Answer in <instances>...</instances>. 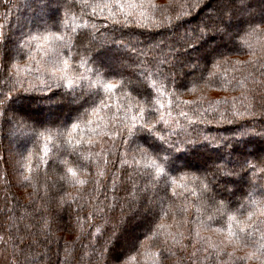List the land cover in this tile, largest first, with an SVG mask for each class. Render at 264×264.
Listing matches in <instances>:
<instances>
[{"label":"trees","instance_id":"obj_1","mask_svg":"<svg viewBox=\"0 0 264 264\" xmlns=\"http://www.w3.org/2000/svg\"><path fill=\"white\" fill-rule=\"evenodd\" d=\"M153 2L159 6L155 15L159 24L169 13L175 17L179 5L191 0ZM48 5L55 9L32 23ZM217 7L231 9L230 19L225 15L214 21L222 23L224 30L189 47L186 33ZM89 13L90 9L84 10L89 27L72 41L71 54L59 43L57 48L63 57L71 55L77 74L94 79L89 69L103 65L114 73L105 82L123 84L115 92L102 93L111 108L98 107L95 114L87 95L69 103L80 97L81 87L64 96L68 90L56 88L49 80L51 65L42 51L35 50L37 41H31L35 60L17 46L24 34L41 35L45 29L66 33L68 39L72 28L81 23L79 3L0 0V32L9 37L0 46V94L10 98L7 108L0 106V236L11 237L7 244L0 240V264H104L100 253L109 238L117 248L124 247L126 264H264V251H258L264 245V175L241 170L245 160L264 167V0L224 5L207 0V7L174 19V27L167 21L164 26L121 27L105 19L107 12ZM24 17L31 20L16 33L13 26ZM81 58L87 62L84 68H79ZM160 62L167 81L145 75L155 73ZM13 63L21 69L18 75ZM41 78L53 84L51 91L40 90ZM153 80L158 85L164 81L163 95L151 87ZM30 84L36 89L22 90ZM84 84L86 88L87 81ZM140 106L146 120L163 114L168 121L156 125L168 142L155 140L158 148L171 145L176 157L178 170L170 174L167 185L164 181L153 185L142 174L150 161L137 145L154 157L153 150L137 138L125 143L124 126ZM85 108L88 112L81 116ZM41 110L47 112L45 118L39 116ZM74 122L79 127L72 131ZM69 132L72 145L66 143ZM76 140L81 143L76 145ZM181 141H192L194 147L186 151ZM64 160L68 164L61 163ZM213 160L238 175H220L211 167ZM185 163L191 167H181ZM68 167L76 171L75 178ZM101 169L104 175L97 176ZM77 178L86 183H75ZM202 180L209 185L207 192H202ZM225 184L235 193L229 197V209L243 205L245 216L253 213L248 221L252 227L247 228L248 235L240 234V242H226L227 217L221 219L214 210L224 199ZM193 189L197 195H192ZM210 216L216 219L209 221ZM245 216L237 214V219ZM161 224L165 227L159 228ZM217 227L224 231H216Z\"/></svg>","mask_w":264,"mask_h":264},{"label":"snow or ice","instance_id":"obj_2","mask_svg":"<svg viewBox=\"0 0 264 264\" xmlns=\"http://www.w3.org/2000/svg\"><path fill=\"white\" fill-rule=\"evenodd\" d=\"M76 2L79 3L81 8V23L72 28V35L68 36V39H65L66 33L58 34L56 32H52L48 29H45V33L41 35H36L31 32L24 34L20 38L17 46L21 50L27 49L29 59L35 60V57L31 55L32 51L34 50L31 41H37V43L35 44V50L42 51L44 55L48 57V63L51 65V70L49 72V80L53 81L54 86L56 88L64 87L68 90L63 94L64 96L75 92V89L77 87H81L83 90L81 92L80 97L70 100L69 103L75 104L77 103L78 99H84L85 95H87L89 97L88 103L93 109V114H95V112L98 110V107L110 109L111 105L106 102L105 98L102 97V93L115 92L118 87H123V84L118 85L112 82H105V78L108 75L114 73H112L110 69H106L103 65L96 69H89L91 76L94 77V79H90L88 77H84L77 74L75 66L71 62V55H69L68 57H63L61 51L57 48V43H59L63 48L67 49L69 54H71L72 49L75 47V44L72 41L77 38L80 30L87 29L89 27V21L87 19H83L85 9H90L89 15L93 16L96 15L98 12L100 14L107 12V16L105 17V19H108L113 24L120 25L121 27H131L133 25L137 27H147L150 24L152 26H164V21H167V25L169 27H174L176 26L173 24L174 19L180 20L181 17L189 15L191 9L207 7V0H191V3L179 5L181 10L176 14L175 17H173L169 13L168 15L163 17V20H161L159 24H157L155 20V15L156 12L159 11V6H157L153 2V0H76ZM216 3L218 5L232 4L235 3V0H216ZM169 6L171 7V3ZM149 9H151V11H149ZM230 12L231 9L227 7H217L215 9H210L209 15L206 17V19L202 20L200 25L196 29H193L192 32L186 33V35L190 38L191 41L188 46L193 47L194 45L200 44L202 41L206 40L210 34L219 33L223 31L224 27L222 23L217 24L214 21L216 18H220L222 20L225 15H228L230 19ZM210 21L212 22L210 23ZM63 26H68L67 21L64 22ZM91 27L95 28V24L93 23ZM8 40L9 37L7 36V34L0 32V46H3ZM43 45H47V47L45 48L43 47ZM36 63L40 64V61L37 60ZM86 63L87 62L83 60V58H81L79 61V68H84ZM11 67L13 69H16L17 75L21 71L19 66L15 63H13ZM37 71H39V68L37 69ZM145 75H158L160 77H164V81L168 80V77L163 71V62H160V64L157 65V70L155 73H145ZM85 81H87L86 88L84 84ZM164 81H160L159 85L157 84L156 80L152 81L151 87L155 88L156 92L159 95H163L164 91L166 90ZM172 82L174 83V80ZM16 83L23 85L24 81L17 79ZM40 84L43 85V88L40 89L41 91L45 89L51 91L53 87V84L47 83L42 78L40 79ZM35 89L36 85L30 84L28 88L22 90L30 91ZM93 89L95 90L93 91ZM171 94L174 95L175 93L173 92ZM48 99L50 100L51 97H48ZM107 99H110V97H108ZM9 102L10 98L7 95H3V98L0 99V106L7 108ZM157 103H159L158 100ZM131 107L132 104L129 103L127 105V108L130 109ZM159 107L163 108L164 105L160 104ZM153 111L158 112L159 109H153ZM87 112L88 109L85 108L84 111L80 113V115L84 116L87 114ZM181 115L186 114L181 113ZM145 116V109L143 106H140L137 115L131 116L130 121L125 124L124 127L127 131L125 143L131 142L128 138H137L138 140L146 143L148 147L153 150L155 155L154 157L149 156L147 151L141 149L139 144L137 145V148L141 151L142 156L150 161V163L145 166V170L142 174L147 175L150 178V183L153 185L159 184L161 181H164L167 185L170 174L178 170L176 167V157L173 155V149L171 145H169L168 148H158L155 144V140L159 139L164 143L168 142L166 137L162 135L156 127V125L159 123L167 125L168 121L164 118L163 114H160L156 120H146ZM126 119L128 118L126 117ZM88 123H91V121H88ZM78 127L79 125L75 122L71 124L72 131H75ZM123 131L124 129H121V132ZM116 134L117 133L115 132L113 133V135ZM66 143L69 145H72L73 143L71 132L68 133V139ZM80 143L81 141L79 140L75 141L76 145H79ZM88 143L91 144L92 141L89 140ZM181 143L185 145L186 151H191L194 147V142L192 141H181ZM204 147H207V145H205ZM176 150H178V148ZM161 152L165 154L161 156ZM89 155H91V153H89ZM96 155H99V153H97ZM83 158L87 159L88 157ZM133 159L135 160V157H133ZM217 159L223 161V157H219ZM46 162L47 161H45V163ZM123 162L127 163L126 160ZM61 163L68 164V161L64 160L61 161ZM105 163H107V161H105ZM136 163H139V161H136ZM261 164L264 165V160H261ZM181 167H191V164L185 163ZM211 167H213L216 172H218L220 175L225 177L238 175V173L224 168L222 164H218L215 160L212 161ZM244 168L251 170L253 176H255L258 172L264 175V167H257V165L251 161H243L241 170H243ZM207 171L208 169L206 168L205 172ZM67 172L70 173L73 178L76 177V171L73 169V167H68ZM103 175L104 171L102 169L98 170L97 176ZM23 179L27 180L28 177L24 176ZM204 179L206 180L207 176H205ZM174 182L175 181H173V183ZM75 183L84 185L86 181L77 178L75 179ZM200 187L202 189V192H207L209 190V185L208 183H205L204 180L201 181ZM222 194L224 195V199L218 202V206H215L214 210L220 215L221 219H223L224 216L227 217L228 223L226 225V229L228 235L226 242H240V234L244 233L248 235L246 230L247 228L252 227L248 224V221L251 220L253 213L248 212L245 216L244 212L242 211L243 205L235 209H229V205L232 204V200L229 199V197L235 195L234 191L229 186V184H225L223 186ZM175 195L176 192L175 190H173V196ZM192 195H197L195 189L192 190ZM251 197L252 193H249L250 204L252 206H255L257 202L252 200ZM212 200L214 202V205H217L215 197H212ZM182 211L186 212L187 209L184 208L182 209ZM197 211L199 212L200 209L197 208ZM237 214H239L240 216H245V218L243 220L237 219ZM165 215H167L166 212ZM215 219L216 217L214 216L209 217V221ZM233 222L235 223V228L233 226ZM158 227L163 228L165 226L161 224ZM215 230L218 232H222L224 231V228L217 227ZM97 231H99V229H97ZM113 236H115V232H113ZM196 236H199L198 231L196 232ZM9 239H11V237L5 239L4 237L0 236V240H3L4 244H7L9 242ZM173 239L175 240V237H173ZM132 244L134 246L135 241H132ZM210 247L214 248L215 245H210ZM258 251H264V245H261ZM192 255L194 256L195 252H193ZM100 259L104 261V264H126V254L124 247L117 248L113 244L112 238H109L105 242V246L102 252L100 253Z\"/></svg>","mask_w":264,"mask_h":264},{"label":"rangeland","instance_id":"obj_3","mask_svg":"<svg viewBox=\"0 0 264 264\" xmlns=\"http://www.w3.org/2000/svg\"><path fill=\"white\" fill-rule=\"evenodd\" d=\"M54 9H55V6H53V5H48V6H46V7H43V8L41 9V11L39 12V14H37L31 22H32V23H37L38 21L44 19L45 16L49 15ZM30 20H31V19H30L29 17L21 18V20H20V25H18V26H17V25H14V26H13L15 32H16V33H19V32L21 31L22 27L25 26V25H27V23H28ZM36 21H37V22H36ZM21 23H22V24H21ZM14 36H15V33H13V35L11 36V38L13 39ZM48 103H52V102L49 101ZM52 112L54 113V110H53V109H51V113H52ZM39 113H40L39 116H40L41 118H45V117H46V116H45L46 113H47L46 111L41 110ZM52 116H53V115H52Z\"/></svg>","mask_w":264,"mask_h":264}]
</instances>
